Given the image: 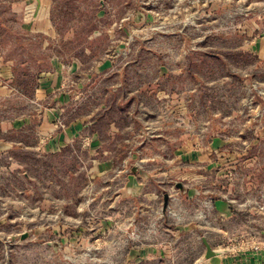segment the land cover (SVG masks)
Listing matches in <instances>:
<instances>
[{
	"label": "rangeland",
	"instance_id": "374dc122",
	"mask_svg": "<svg viewBox=\"0 0 264 264\" xmlns=\"http://www.w3.org/2000/svg\"><path fill=\"white\" fill-rule=\"evenodd\" d=\"M52 62L65 66V124L83 126L58 154H0V264H169L174 240L197 236L188 190H229L235 218L264 212V0H0L15 92L1 114L35 110ZM165 193L177 199L163 210Z\"/></svg>",
	"mask_w": 264,
	"mask_h": 264
},
{
	"label": "crops",
	"instance_id": "0c3cea01",
	"mask_svg": "<svg viewBox=\"0 0 264 264\" xmlns=\"http://www.w3.org/2000/svg\"><path fill=\"white\" fill-rule=\"evenodd\" d=\"M2 78L5 80L6 76H2L0 73V102L4 103L7 99H11L15 92L9 85L10 82H5ZM65 78V66L52 62L51 67L42 73L35 83L31 97H28L35 110L24 117H6L0 111V154L8 153L9 159H11L14 156V150L20 149L34 150L39 151L41 154L51 155L58 154L65 150V147L71 146L70 142L79 135L83 125L77 119L65 124ZM21 97L25 98L26 96L21 95ZM42 103L48 105H43L42 109L38 110V105ZM60 116L64 121L61 127H58L56 119H59ZM13 133L33 135L35 148L33 149L34 146L25 145L9 137ZM97 137L96 133L91 137L97 139L93 143L94 147L101 152H105L106 149L102 146L103 143ZM191 155L193 156L194 153L192 152ZM197 156L194 157V161H201L197 159ZM13 162H16L14 158ZM131 170H136L134 165L131 166ZM24 175L26 174L24 173ZM178 187L181 192H185L180 184H178ZM231 197L233 196H230L229 190L220 197H212L208 194L200 196L199 192L194 193L188 190L187 198L202 200V208L200 209L202 216L197 212L194 215L197 223V236L195 239H191L189 243L185 242V244L181 238H176L173 242L174 254L164 261L169 264H210L204 258L205 246L202 237H205L219 256V264H264V241L259 243L257 249H253L252 246H247L246 242L241 239L235 241V238L231 236L232 229H230L231 226L237 225L241 231L247 229L264 230V212L260 211L255 203V206L251 207L253 209V219H247V216L252 215L250 214L252 211L246 207L242 208V212L235 218ZM261 197H263V194L262 196L259 195V198ZM175 199L177 197L172 198L169 196L168 206ZM246 211H249L248 214H246ZM214 226H218V229H215ZM203 230L205 232L200 233ZM188 245L193 248V253L196 254L195 257H189L182 250V247Z\"/></svg>",
	"mask_w": 264,
	"mask_h": 264
},
{
	"label": "water",
	"instance_id": "95a60500",
	"mask_svg": "<svg viewBox=\"0 0 264 264\" xmlns=\"http://www.w3.org/2000/svg\"><path fill=\"white\" fill-rule=\"evenodd\" d=\"M134 169V168H133ZM168 200H169V195L165 193L163 195V203H162V209L165 210L167 205H168ZM184 230V229H183ZM180 231H182L180 229ZM202 242L205 246V253H204V258L208 260L210 264H219L220 263V258L216 254V252L213 250L211 245L208 243V241L205 239V237H202Z\"/></svg>",
	"mask_w": 264,
	"mask_h": 264
},
{
	"label": "built area",
	"instance_id": "2783aa9c",
	"mask_svg": "<svg viewBox=\"0 0 264 264\" xmlns=\"http://www.w3.org/2000/svg\"><path fill=\"white\" fill-rule=\"evenodd\" d=\"M252 247H253V249H257L258 248L257 245H253Z\"/></svg>",
	"mask_w": 264,
	"mask_h": 264
}]
</instances>
